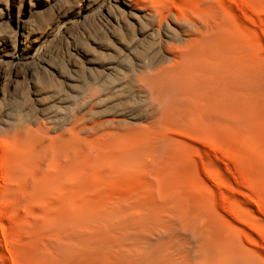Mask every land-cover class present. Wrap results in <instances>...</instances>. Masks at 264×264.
Returning a JSON list of instances; mask_svg holds the SVG:
<instances>
[{
    "label": "rangeland",
    "instance_id": "rangeland-1",
    "mask_svg": "<svg viewBox=\"0 0 264 264\" xmlns=\"http://www.w3.org/2000/svg\"><path fill=\"white\" fill-rule=\"evenodd\" d=\"M236 8L217 17L210 83L77 124L53 224L36 202L16 243L25 264H264V0Z\"/></svg>",
    "mask_w": 264,
    "mask_h": 264
},
{
    "label": "bare ground",
    "instance_id": "bare-ground-1",
    "mask_svg": "<svg viewBox=\"0 0 264 264\" xmlns=\"http://www.w3.org/2000/svg\"><path fill=\"white\" fill-rule=\"evenodd\" d=\"M257 2L0 0V264H25L16 243L36 202L53 224L77 124L135 120L153 104L165 112L210 83L216 34L233 8Z\"/></svg>",
    "mask_w": 264,
    "mask_h": 264
}]
</instances>
